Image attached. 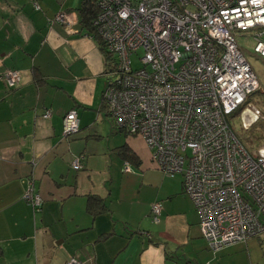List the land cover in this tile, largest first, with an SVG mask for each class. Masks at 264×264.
I'll use <instances>...</instances> for the list:
<instances>
[{
  "label": "crops",
  "instance_id": "0c3cea01",
  "mask_svg": "<svg viewBox=\"0 0 264 264\" xmlns=\"http://www.w3.org/2000/svg\"><path fill=\"white\" fill-rule=\"evenodd\" d=\"M37 1L39 10L0 0V75L12 69L21 79L9 91L0 78V264H245L264 233L210 250L183 179L164 175L144 141L109 120L104 54L80 23L86 0ZM59 12L71 26L52 23ZM238 35L254 43L250 32ZM253 54L258 95L232 115L246 127L258 122L251 110L264 118V59ZM70 110L79 131L63 138ZM122 146L137 161L125 159ZM27 190L39 195L38 208L24 199ZM155 202L162 209L152 224Z\"/></svg>",
  "mask_w": 264,
  "mask_h": 264
},
{
  "label": "built area",
  "instance_id": "2783aa9c",
  "mask_svg": "<svg viewBox=\"0 0 264 264\" xmlns=\"http://www.w3.org/2000/svg\"><path fill=\"white\" fill-rule=\"evenodd\" d=\"M90 1L97 9L95 33L113 60L103 92L109 120L128 136L140 137L164 175L182 176L210 250L259 237L264 150L249 152L229 117L260 88L236 36L250 32L253 52L264 59V0ZM29 2L40 9L37 0ZM55 22L71 26L64 12ZM139 50L140 67L133 69L131 56ZM0 78L10 90L21 82L15 70ZM251 111L258 121L259 112ZM242 120V127L251 126ZM78 131L76 111L70 110L62 137ZM81 161L78 157L72 167L80 169ZM123 171H131L128 161ZM24 199L33 208L41 205L32 190ZM161 209L159 202L151 205L150 223L159 222Z\"/></svg>",
  "mask_w": 264,
  "mask_h": 264
},
{
  "label": "rangeland",
  "instance_id": "374dc122",
  "mask_svg": "<svg viewBox=\"0 0 264 264\" xmlns=\"http://www.w3.org/2000/svg\"><path fill=\"white\" fill-rule=\"evenodd\" d=\"M236 41L238 45L243 48L247 61L252 67L255 62V58H252L254 55L252 52L254 43L251 41L250 37H246L245 35H237ZM142 54L143 52L139 50L131 56V67L133 69L140 67L138 58H140ZM257 95L258 94L256 93L254 96ZM229 118L231 119L232 127L238 138L246 146L249 152L256 155L257 150L261 148L264 143V118L259 119V123H254L253 125H251V127H249L247 131L243 130L240 126L241 118H233L232 115ZM175 178L179 179L182 178V176L177 174ZM263 242L264 239H262V241L257 240V244L250 249V258H245L248 259V261H245V264H264V246L261 247Z\"/></svg>",
  "mask_w": 264,
  "mask_h": 264
},
{
  "label": "trees",
  "instance_id": "16d2710c",
  "mask_svg": "<svg viewBox=\"0 0 264 264\" xmlns=\"http://www.w3.org/2000/svg\"><path fill=\"white\" fill-rule=\"evenodd\" d=\"M28 3H29V0H27ZM89 3V5H88ZM80 13L82 14L81 16V27L83 30H85L88 34H90L91 36H93V38H95V40L97 41L98 45L100 46V49L101 51L103 52L104 54V58H105V61H106V66H107V69H110L112 67V57L111 55L105 50L104 48V44L101 42V40L98 38L97 34L95 33V27L93 26V20L95 19L96 15H97V9L95 7V5L90 1V0H86L83 8L81 9ZM12 70V69H11ZM37 80V79H36ZM5 83V81H4ZM6 85V83H5ZM7 87V85H6ZM8 88V87H7ZM9 91H11L9 88H8ZM14 90V89H13ZM257 92V91H256ZM256 92L250 94L247 99L245 100V102L235 111L232 113L235 114V113H238L240 112V110H242L243 108L247 107L250 102L249 100L254 97V95L256 94ZM259 121V120H258ZM259 123V122H257ZM128 136V135H127ZM120 151L123 155V157L125 159H127L128 161H133L136 160V158L134 157L133 158V154H131L130 152H128L127 149H125L123 146L120 147ZM137 161V160H136ZM90 204V203H89ZM90 206V205H89ZM97 211H99V209H97Z\"/></svg>",
  "mask_w": 264,
  "mask_h": 264
}]
</instances>
